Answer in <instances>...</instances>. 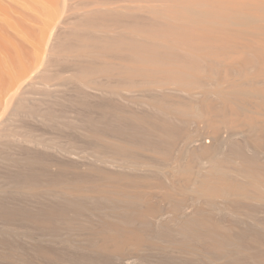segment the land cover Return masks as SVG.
<instances>
[{
    "label": "bare ground",
    "instance_id": "bare-ground-1",
    "mask_svg": "<svg viewBox=\"0 0 264 264\" xmlns=\"http://www.w3.org/2000/svg\"><path fill=\"white\" fill-rule=\"evenodd\" d=\"M87 1L80 22L85 33L75 36L74 48L66 52L79 64L80 77L75 76L93 100L115 99L112 115L123 129L101 135L90 130L96 139L90 156L71 150L72 143L59 151L101 165L88 166L85 176L100 173L108 182L85 186L73 163L49 157L47 165L58 167L54 180L30 175L34 181L22 183L23 168L34 163L15 154L16 179L10 183L14 177L7 181L1 175L0 190L14 186L17 193L32 195L45 190L48 197L71 203L75 216L96 215L97 225L90 226L91 217L66 229L90 230L101 241L97 247L116 258H127V250L163 247L241 264L240 254L256 244L253 264H264V0ZM17 36L6 27L0 0V171L6 126L16 123L23 96ZM148 188L160 191L153 196ZM81 198L108 206L100 201L90 207ZM61 207L65 219L70 209ZM21 210L22 221L40 227L57 218ZM166 215L168 220L159 221ZM152 226L161 233L146 234Z\"/></svg>",
    "mask_w": 264,
    "mask_h": 264
},
{
    "label": "rangeland",
    "instance_id": "rangeland-1",
    "mask_svg": "<svg viewBox=\"0 0 264 264\" xmlns=\"http://www.w3.org/2000/svg\"><path fill=\"white\" fill-rule=\"evenodd\" d=\"M87 2V0H4L6 27L18 35L16 45L18 58L17 77L20 85H22L21 93L23 95L16 123L13 125L11 121L6 126L5 145L4 149H2L4 163L0 176L5 175L7 181L14 177L12 181H9L10 183L16 179L13 176L16 168L11 158V155L14 156L15 154L22 156L23 160H25V157L29 159L31 157V162L34 163L33 168L29 167L30 169L27 168L25 172H23V168L22 177L20 176L22 179H18L20 180L19 182L22 180V183L26 182V180H36L40 176L37 180L42 182L54 180L57 177L56 169L58 167L47 165L46 159H49V157L73 163L85 176V174L90 172L87 170L88 166H100L101 168V165L88 159L80 160L75 156H68L60 152L63 149L62 147H68L72 143V146H70L72 149L69 147L71 150H83L86 152L84 155L88 154L87 156H90L95 150L92 146H95L96 139L95 141L92 140V136L90 137L88 134L91 132L93 134L94 132L95 134L99 133L97 135H101L100 133L113 134L123 129L115 121V111L111 106L115 99L103 96L96 97L93 100L89 96L88 90L80 83L79 64L74 62L76 60L69 57L68 52L74 48L71 47L75 43L73 38L85 33L82 30L83 20L81 19L84 17V10L87 9L86 5L84 6L83 4H87ZM80 22L82 23L80 24ZM79 24L80 26L75 27ZM6 44L11 46L9 38H7ZM76 73H79L77 74L79 77L75 76ZM74 76L76 78H73ZM77 77L78 80H76ZM89 120L96 124L90 123L91 121ZM15 126H18L17 130L20 134L18 141L13 139ZM90 130L91 132H89ZM41 140H45L43 146L39 145ZM49 144L55 145L58 150L47 147ZM33 158L35 162L38 160V163L36 162L35 164ZM44 162L47 166L43 164ZM65 174L67 175V173ZM93 175L92 178L85 176L86 179H82L80 182L88 187L108 182H103L104 177H101L103 175L100 176V173ZM157 179L168 185L163 173H158ZM42 182L39 183L41 184ZM11 188L6 192L0 190V264H232L231 260L223 257L218 263H214L199 256H185L177 251L163 247L142 248L135 252H128L127 250L125 253H131L127 255V258H116L111 251L109 254L108 250L98 248L101 241L91 235L90 230L89 232L87 230L85 232L81 230L76 232L77 229L73 231L74 228L72 226H80L83 222L87 223V218L91 219L92 217V219L96 220V215H91L90 217H85V215L75 216V212H72L71 203L68 204V201L53 198V196L48 197L45 190H42L39 195H32L31 193H17L14 186ZM147 190L153 196H156L158 191H160L155 188H148ZM81 201L80 203L94 207L100 204L101 199L86 198L85 200V198H81ZM102 201L103 205L107 204L105 203L107 201ZM108 204L111 205L109 202ZM66 205L70 211H68L67 215H64L66 217L63 219L64 217L60 216L61 214L58 210L60 208L58 207H66ZM28 208L34 215L36 213L35 216H44L48 213L45 217L53 214L57 218H48L52 221L49 220L52 224L49 221L46 222V219L45 222L43 221L44 225L41 224V227L36 226L33 222L27 223L24 220L22 221L20 216L18 217L19 213L17 212L20 209L25 211ZM6 209L7 211H5ZM169 218L170 215H166L161 217L159 221H166ZM54 219L55 222L53 221ZM94 220L92 221L95 223L90 226L97 225L98 219ZM46 224L49 226H46ZM240 226L246 228L244 223H241ZM57 227H59V230H57ZM66 227L69 230L71 229L70 227L73 229L69 231ZM40 228L42 231H40ZM147 233L158 234L161 232L152 226ZM252 248V250L240 254L241 264L254 263L253 257L257 253L256 244Z\"/></svg>",
    "mask_w": 264,
    "mask_h": 264
}]
</instances>
